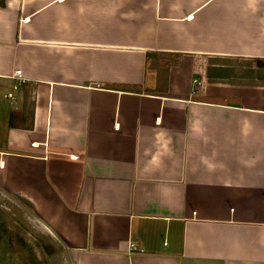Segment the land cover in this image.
I'll return each instance as SVG.
<instances>
[{
	"label": "crops",
	"instance_id": "obj_1",
	"mask_svg": "<svg viewBox=\"0 0 264 264\" xmlns=\"http://www.w3.org/2000/svg\"><path fill=\"white\" fill-rule=\"evenodd\" d=\"M259 59L264 0H0V212L47 264H264Z\"/></svg>",
	"mask_w": 264,
	"mask_h": 264
},
{
	"label": "rangeland",
	"instance_id": "obj_2",
	"mask_svg": "<svg viewBox=\"0 0 264 264\" xmlns=\"http://www.w3.org/2000/svg\"><path fill=\"white\" fill-rule=\"evenodd\" d=\"M26 225V221L13 217L11 213L0 212V264H22L23 261L31 264L33 260H37L36 264H47L42 256L43 250L48 255L45 247L49 238Z\"/></svg>",
	"mask_w": 264,
	"mask_h": 264
},
{
	"label": "trees",
	"instance_id": "obj_3",
	"mask_svg": "<svg viewBox=\"0 0 264 264\" xmlns=\"http://www.w3.org/2000/svg\"><path fill=\"white\" fill-rule=\"evenodd\" d=\"M255 62H256L255 68L252 70V75H251L252 80L246 84L249 86H264V83H263L264 82V60L259 59V60H256ZM253 77L254 78L256 77L261 82L256 81L255 79H253ZM31 264H36V261L33 260Z\"/></svg>",
	"mask_w": 264,
	"mask_h": 264
},
{
	"label": "built area",
	"instance_id": "obj_4",
	"mask_svg": "<svg viewBox=\"0 0 264 264\" xmlns=\"http://www.w3.org/2000/svg\"><path fill=\"white\" fill-rule=\"evenodd\" d=\"M13 78L17 80V83L14 85V90H17L19 86H21L25 82V78L23 76L22 70H17L16 73L14 74ZM6 98L14 100L15 97L11 94L5 95ZM132 250H136L135 245H130Z\"/></svg>",
	"mask_w": 264,
	"mask_h": 264
}]
</instances>
